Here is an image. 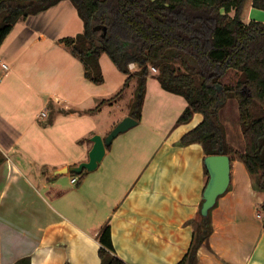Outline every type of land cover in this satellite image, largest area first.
<instances>
[{"label": "crops", "instance_id": "0c3cea01", "mask_svg": "<svg viewBox=\"0 0 264 264\" xmlns=\"http://www.w3.org/2000/svg\"><path fill=\"white\" fill-rule=\"evenodd\" d=\"M30 17L18 21L0 47V62L11 56L14 65L2 72L0 82L13 69L17 74L24 71L27 64L20 61L25 55L39 69L40 58L48 52L44 47L48 35L29 31L25 23ZM242 19L246 23L264 22V10L253 7L249 0ZM28 37L33 39L27 46L31 52L22 45ZM61 38H55L58 46L67 48ZM40 43L43 45L34 47ZM0 67L3 69V63ZM138 68L131 65L132 71ZM154 79L153 85L159 86V80ZM34 85L32 95L43 104L30 126L22 130L18 127V112L22 110L11 97L3 98L0 87V264H103L99 233L107 224L112 228L114 254L128 264L179 262L197 233L208 182L202 144L184 145L180 138L203 120V114L196 112L189 122L176 124L164 141L159 129L152 130L153 135H159L157 142L148 137L138 141L125 136L126 140L116 143L114 139L95 170L75 173L71 167L89 159L93 146L90 136L96 134L97 127L89 120L78 121L86 125L70 133H75L73 146L61 143V118L81 117L97 107H83L92 97L84 98L82 87L65 88L61 83L59 91H53ZM112 98L101 103L113 104ZM52 99L56 110L53 120L36 124V119L49 116L41 112ZM114 124L97 133L106 136ZM237 126L235 130L231 127L232 140L228 135V141L242 152L246 142L241 125ZM71 149L74 153H65ZM263 206L264 190L255 188V177L234 157L231 183L211 209L212 231L198 249L197 264H264Z\"/></svg>", "mask_w": 264, "mask_h": 264}, {"label": "trees", "instance_id": "16d2710c", "mask_svg": "<svg viewBox=\"0 0 264 264\" xmlns=\"http://www.w3.org/2000/svg\"><path fill=\"white\" fill-rule=\"evenodd\" d=\"M61 1L0 0V47L18 21ZM71 1L84 29L60 41L82 61L85 77L104 82L101 55L106 53L127 75L124 87L137 78L136 101L129 114L138 120L148 80L156 77L165 90L187 102L177 124L189 122L196 112L203 114L180 143L198 142L206 156L229 154L231 163L234 157L240 158L255 177V188L264 190V22L243 21L249 0ZM251 2L264 10V0ZM132 64L139 68L132 71ZM152 67L157 74L151 75ZM230 99L239 107L246 142L242 152L231 146L220 119ZM205 171L209 180L206 165ZM211 209L201 216L193 243L176 264H197L198 249L212 231ZM99 241L103 264H128L114 254L111 225L99 233Z\"/></svg>", "mask_w": 264, "mask_h": 264}, {"label": "rangeland", "instance_id": "374dc122", "mask_svg": "<svg viewBox=\"0 0 264 264\" xmlns=\"http://www.w3.org/2000/svg\"><path fill=\"white\" fill-rule=\"evenodd\" d=\"M25 24H27V28L31 32L37 30L44 31L48 35L49 40L44 44L48 52L40 58V62H42L41 67L37 63L39 69L33 61H28V55H25V58L20 61L21 65L27 64V67H24V71H21V74H17L16 70L13 69L10 75L0 82V87L3 86V98L11 97L12 102L22 110L18 112L20 114L18 120L19 130L26 129L30 126V120L34 119L35 114L43 104V102L41 103V101L32 95V89L36 87L34 85L35 83L42 84L47 87L46 89L53 91H59L61 85L59 87L58 85L61 83L65 85V88L73 87L77 89L82 87L84 98L92 97L91 101L89 100L84 103L83 107L87 105L97 107L93 113L81 115V117H73L65 120L61 118V143L69 142L70 145L75 146L74 143H71L72 135L75 133H72V135L70 133L86 125V123H79L78 121L86 122L89 120V123L91 122L97 127V133L98 130L103 131L104 129L111 128V125L114 123V126H116L117 121L120 122L127 116V113H130L136 101L137 78H134L128 86L123 88L127 75L119 71L112 59L106 53H103L101 55V63L105 74V82L95 84L84 77L82 63L72 55L71 50L62 45L61 47L58 46L55 40L56 37L75 36L83 30L82 18H80L77 8L70 0H64L57 7L48 11L46 10V12H41L39 15H31ZM36 36L37 34H34L33 37ZM32 40L30 37L25 38L22 44L23 48L27 49V46ZM10 42H12V39ZM41 45L43 43L34 45V47L37 48ZM8 46H10V43ZM2 63L3 69L0 67L1 74L5 73L4 64L9 68L10 66L12 68L14 66L11 56L3 59L0 64ZM28 72L36 75L30 77ZM150 72L151 75L158 73L153 67ZM20 75L24 77L21 78ZM154 78L156 77L151 76L149 78L150 86L142 108V122L120 133L119 137L114 138L115 143L126 140L125 136L134 137L138 141L146 137L148 139L151 138L153 141L154 138L157 142L159 135H153L152 131L155 129H159L162 134H160L161 141H164L169 130L176 126V119L183 111L184 107L182 108V105H186V100L180 95L170 93L161 85L155 87L153 85ZM122 88L123 90H121ZM109 98L113 99V104L108 102L101 103L104 99ZM54 100L48 101L44 106L45 109L42 110L49 113V116L45 117V119H36V124L45 125L48 121L51 122L53 120L56 114ZM98 106H100L99 109ZM220 119L223 123L225 122L227 124L229 139L232 140L233 131H231V127L232 130H235L238 127V123L240 126L239 107L235 99H230L227 105L220 111ZM134 139L133 141H135ZM65 153H74V151L71 149L70 152L66 151Z\"/></svg>", "mask_w": 264, "mask_h": 264}, {"label": "water", "instance_id": "95a60500", "mask_svg": "<svg viewBox=\"0 0 264 264\" xmlns=\"http://www.w3.org/2000/svg\"><path fill=\"white\" fill-rule=\"evenodd\" d=\"M222 89L221 86H218ZM139 123V120L131 115L124 117L117 125L103 136L94 134L91 139L93 146L89 151V159L73 165L71 171L82 173L83 170L93 171L103 161L107 148L112 144L114 138L120 133ZM205 165L209 171V180L204 189L203 204L201 212L203 216L209 214L210 209L216 204L219 196L226 192L231 183V156L229 154H211L205 157Z\"/></svg>", "mask_w": 264, "mask_h": 264}, {"label": "built area", "instance_id": "2783aa9c", "mask_svg": "<svg viewBox=\"0 0 264 264\" xmlns=\"http://www.w3.org/2000/svg\"><path fill=\"white\" fill-rule=\"evenodd\" d=\"M4 66H5L4 68H5L6 71L10 69L7 65L4 64ZM153 69H155V70L157 71V69H156L155 67H153ZM2 77H3V74H0V79H1ZM41 115H42V116H46V112H45V111H42V112H41ZM77 180H78L77 177H73V178H72V181H73V182H77Z\"/></svg>", "mask_w": 264, "mask_h": 264}]
</instances>
